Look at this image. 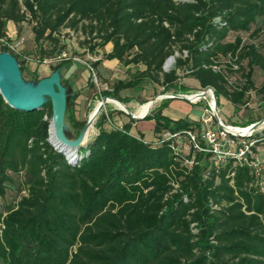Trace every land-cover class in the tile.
<instances>
[{"label":"trees","instance_id":"trees-1","mask_svg":"<svg viewBox=\"0 0 264 264\" xmlns=\"http://www.w3.org/2000/svg\"><path fill=\"white\" fill-rule=\"evenodd\" d=\"M10 22L31 24L39 47L56 45L63 28L95 41L89 51L110 44L106 60L136 67L112 86L121 103L120 91L142 83L176 89L178 71L235 112L251 91L264 102V84L252 82L264 52L242 39L264 32V0H0V40ZM175 48L180 57L165 73ZM233 74L240 79L231 82ZM68 117L74 139L84 123ZM50 118L49 102L20 112L0 95V199L14 177L26 192L0 208V264H264V175L233 160L215 169L208 154L177 153L163 139L199 123L150 114L143 121L153 122L156 140L148 142L131 134L133 119L107 130L100 113L96 136L71 159L48 142ZM249 139L263 148L264 130Z\"/></svg>","mask_w":264,"mask_h":264},{"label":"rangeland","instance_id":"rangeland-1","mask_svg":"<svg viewBox=\"0 0 264 264\" xmlns=\"http://www.w3.org/2000/svg\"><path fill=\"white\" fill-rule=\"evenodd\" d=\"M6 32V39L0 40V54L5 52L12 57L16 55L18 60L22 62L23 71L20 72V77L25 85L34 86L41 79L47 78L54 72H57L61 86L64 87L63 85H65L64 88L67 99L70 96H75L72 111L68 114H64L63 118V133L66 134L69 139H73L76 129L68 116H72L75 122H83L85 124L91 112L98 106L104 97L112 98L110 97L112 86L118 81L129 80L136 70V67H125L116 61L106 60L105 55L111 50L110 44L103 48H98L95 51H89V47L95 44V41H89L88 35L82 33L80 29L70 30L68 28H63L61 32L55 36L57 40L56 45L42 42L40 47L34 42L31 24L28 22H24L18 26L10 22L7 25ZM242 39L246 42L250 40L264 52V32H261L252 39L249 37V34H245L242 35ZM54 46L57 52L60 51L59 53H55L54 56L50 58L42 57L39 52L40 48L45 52H50ZM3 47L8 48L9 51H3ZM62 54L65 55V58H62ZM179 57L180 54L175 48L174 55L168 58L164 63L163 72L167 73L172 70L175 59ZM169 60L170 63H168ZM86 65L92 68V73L88 71ZM242 65L245 66V63ZM139 69H142V67H139ZM178 74L179 79L177 80V87L174 90L163 92V87L159 84L142 83L134 89L120 91L118 96L123 100V103L117 101L123 105L126 111L134 115L144 104L152 101L157 96L182 95L190 97L205 92V90L199 89L197 83L193 79L185 77V73L178 71ZM239 79V74H233L230 78L231 82L238 81ZM252 82L256 88L263 85L264 72L254 69L252 73ZM110 101L111 100H107L100 112L105 114L107 118V123L104 125V128L107 130L120 128L127 123L130 118L123 110L119 109ZM211 101L212 97L209 94H206L204 98L199 99L196 103L162 97L161 99L155 100L147 116L160 111L162 115L166 117L169 116L168 118L170 119L177 120L185 118L198 124L201 115L204 110L208 108ZM215 102V111L224 125L228 127L247 128L248 126L244 127V125L249 120H253L255 121L254 123H257L264 119V102L254 91L248 94L246 103L236 112L233 111L232 106L223 97L215 98ZM98 116L92 122V132L88 136L87 142L83 148H85L96 136L97 131L94 124ZM134 121V124L139 122V128L144 133L143 136L146 135L149 142H155L156 139L154 136L150 137L149 121ZM263 130L264 124L257 128L254 133H260ZM199 143L200 142H198V144ZM177 148L179 152L183 154H187L189 151L183 139L178 143ZM258 156L263 162L259 169V173L264 175V152H258ZM13 181L15 184L9 185L5 198L0 199V208L3 205L16 201L19 197L26 194L23 189L18 192V183L20 179L14 177Z\"/></svg>","mask_w":264,"mask_h":264},{"label":"water","instance_id":"water-1","mask_svg":"<svg viewBox=\"0 0 264 264\" xmlns=\"http://www.w3.org/2000/svg\"><path fill=\"white\" fill-rule=\"evenodd\" d=\"M6 67L10 68V72H7L5 70ZM51 80H54V82L50 84L49 90L43 89V84L45 82H50ZM208 93L212 97L213 105H215L216 104L215 96L211 89H207L205 90V92H202L195 96H197L198 99H201V98H204L205 95ZM0 95L9 107H11L14 110L20 111V112H32L35 110H40L46 102H49L51 105L50 121L53 118L54 99H58L60 102V107H61L60 112H59V123H61L60 124L61 126L57 130L58 140L59 142H61V144H63L69 149L77 150L78 148L82 147L81 144L83 143V140H84V134L90 122L87 118V121L83 125L78 137L74 139H69L68 136L63 133V118H64V114L66 110L67 97L65 94V88L62 87L60 84L59 76L57 72H54L47 78L41 79L34 86L25 85L22 82V79L20 77V70H19V66H18L16 59L12 57L11 55H8L5 52H2L0 54ZM158 97H166L170 99L172 98L180 99V100H184L187 102L190 101V99L184 96H181V95H168V96H157L156 98L152 100V102H154ZM108 99L118 102L117 100H114L112 98L104 97L96 108V111L93 116L94 120L98 116V114L101 112V110L103 109ZM123 112L126 113L131 119L136 120V121L143 120L149 113L147 112L142 117H135L133 114L126 111L125 109L123 110ZM263 124H264V119L260 122L251 124L250 126L246 128V132L247 133L254 132L257 128H259ZM58 152L62 153L61 151H58ZM66 157L68 158V156ZM74 158L75 156L71 159H74Z\"/></svg>","mask_w":264,"mask_h":264},{"label":"built area","instance_id":"built-area-1","mask_svg":"<svg viewBox=\"0 0 264 264\" xmlns=\"http://www.w3.org/2000/svg\"><path fill=\"white\" fill-rule=\"evenodd\" d=\"M62 58H65L64 54H62ZM86 68L89 72H93L89 65H86ZM196 101L199 99L189 102L196 103ZM214 106L212 100L198 121L200 125L198 130L185 131L183 134L167 132L163 134V139L173 141L176 144L177 153H181L177 148L178 143L181 139L185 140L189 150L193 149L195 153L208 154V161L215 169L220 168L227 160H233L235 165H246L259 175V169L263 162L260 160L258 152H264V147H254V142L249 139L254 132L247 133L246 128H231L224 125ZM198 142L200 143L198 144ZM191 164L192 162H188V165ZM260 189H263L262 183H260Z\"/></svg>","mask_w":264,"mask_h":264},{"label":"bare ground","instance_id":"bare-ground-1","mask_svg":"<svg viewBox=\"0 0 264 264\" xmlns=\"http://www.w3.org/2000/svg\"><path fill=\"white\" fill-rule=\"evenodd\" d=\"M168 63H170V60L168 61ZM5 70L7 72H10V68L6 67ZM54 82V80H51L50 82H45L43 84V89L49 90L50 84H52ZM209 94V93H208ZM210 95V94H209ZM190 100H196L198 99L197 96H190L187 97ZM157 99H161V97H158ZM109 100V99H108ZM110 102H112L115 106H117L119 109L124 110V107L122 104H119L116 101L111 100ZM155 102V101H154ZM152 101L144 104L135 114V117H142L144 116L152 107L153 103ZM60 102L58 99H54V112H53V118L50 121V131H49V140L51 142V144L57 149L60 150L63 153H66V155H68L70 158L74 156L75 154V149H69L66 146H64L63 144H61V142H59L58 140V133L57 130L58 128L61 126L59 123V112H60ZM97 106L95 107V109L91 112V114L88 117V120L90 122L85 134H84V140L83 143L81 144L82 147L85 146V143L87 142L88 136L90 135V133L92 132V122L94 120V113L96 111Z\"/></svg>","mask_w":264,"mask_h":264},{"label":"crops","instance_id":"crops-1","mask_svg":"<svg viewBox=\"0 0 264 264\" xmlns=\"http://www.w3.org/2000/svg\"><path fill=\"white\" fill-rule=\"evenodd\" d=\"M167 117H169V116H167ZM171 119H172V118H171ZM173 120H174V119H173ZM148 123H149V131H150V133H151V136H150V137H153V133H152L153 122L149 121ZM139 127H140V126H139V122L133 124L132 129H131V134H132L133 136H136V137H137L139 132L142 133V134H144V133L140 130ZM144 140H146V141L149 140V139H147L146 135H144ZM148 142H149V141H148Z\"/></svg>","mask_w":264,"mask_h":264}]
</instances>
